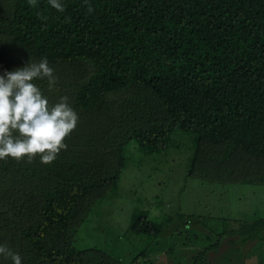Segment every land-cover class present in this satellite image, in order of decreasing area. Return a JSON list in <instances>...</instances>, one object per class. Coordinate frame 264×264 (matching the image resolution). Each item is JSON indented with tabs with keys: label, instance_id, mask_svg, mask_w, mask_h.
<instances>
[{
	"label": "trees",
	"instance_id": "obj_1",
	"mask_svg": "<svg viewBox=\"0 0 264 264\" xmlns=\"http://www.w3.org/2000/svg\"><path fill=\"white\" fill-rule=\"evenodd\" d=\"M60 2L63 11L49 0H0V75L46 57L55 84L32 82L49 107L66 96L78 116L52 163L0 159V246L21 264H121L104 244L75 249L73 237L88 215L101 228L122 199L131 204L119 194L130 147L161 154L173 134L186 136L188 178L264 185V0ZM140 203L124 236L144 248L123 264L146 259L157 240ZM260 230L264 220L231 229L237 239L227 243L241 253ZM0 264L14 262L0 254Z\"/></svg>",
	"mask_w": 264,
	"mask_h": 264
},
{
	"label": "rangeland",
	"instance_id": "obj_2",
	"mask_svg": "<svg viewBox=\"0 0 264 264\" xmlns=\"http://www.w3.org/2000/svg\"><path fill=\"white\" fill-rule=\"evenodd\" d=\"M173 135L161 154L142 157L130 147L132 162L119 179V194L125 197L129 194L131 204L122 199L121 210L115 217L105 219L101 228L96 226L93 215H88L73 237L72 246L81 250L104 244L108 255L119 259L121 264L123 259L133 258L144 248L143 242L136 241V246L124 233L130 210L138 199L147 212V219L157 227L158 235L149 246L153 253L146 259L140 257L134 264H191L197 258L198 263L194 264H218L226 258L232 264H264V230L241 245V253L235 249L236 244L232 243L231 249L227 243L237 239V235H228L231 229L264 220V185H218L188 178L186 136ZM218 176L221 173L215 175ZM223 232L224 242L206 250ZM252 232L243 231L248 235Z\"/></svg>",
	"mask_w": 264,
	"mask_h": 264
},
{
	"label": "clouds",
	"instance_id": "obj_3",
	"mask_svg": "<svg viewBox=\"0 0 264 264\" xmlns=\"http://www.w3.org/2000/svg\"><path fill=\"white\" fill-rule=\"evenodd\" d=\"M29 3L34 5L36 0ZM49 3L58 11L64 10L60 0ZM44 77L48 78L50 87L55 84L46 57L0 75V159L10 156L19 161L28 157L31 162L39 155L41 163L50 164L66 148L64 139L76 127L78 116L66 96L49 107L47 98L32 82ZM14 132L18 135L14 136ZM0 254L10 256L14 264H21L20 255L6 245L0 246Z\"/></svg>",
	"mask_w": 264,
	"mask_h": 264
}]
</instances>
